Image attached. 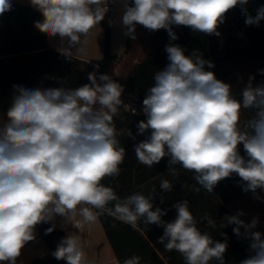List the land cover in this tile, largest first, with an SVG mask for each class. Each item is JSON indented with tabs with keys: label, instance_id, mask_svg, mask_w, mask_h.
<instances>
[{
	"label": "clouds",
	"instance_id": "clouds-1",
	"mask_svg": "<svg viewBox=\"0 0 264 264\" xmlns=\"http://www.w3.org/2000/svg\"><path fill=\"white\" fill-rule=\"evenodd\" d=\"M248 2L123 0L121 24L124 35L132 40L136 39L137 25L150 31L164 29L170 38L165 46L168 64L154 74V84L143 99L147 119L139 121L137 134L149 129L151 133L134 145L139 163L152 168L167 156L173 177L179 175V165L193 173V179L208 193L236 173L245 182L243 191L261 199L257 190L264 189V82L254 85L255 77L250 75L237 98L230 84L207 70L215 64L204 59L199 50L185 55L184 48L171 43L178 39L173 26L219 37L225 14L237 6L246 17V25L259 26L264 20V6L252 16ZM101 3L30 0L43 17L34 27L49 37H59L61 47L57 50L70 59L73 49L84 51L81 37L104 19L106 10L99 6ZM11 9V0H0V15ZM99 67L94 65L97 70ZM258 72L264 76V69ZM88 80L75 89L13 85L6 118L0 122V262L16 264L21 249L35 239V226L53 221L56 215L80 230L82 224L106 214L134 229L138 223L163 227L158 242L167 251L179 252L185 264H210L213 259L224 264L227 242L214 240L209 232L200 230L188 200L174 204L176 218L166 222L162 219L166 210L154 209L156 188L148 195L136 192L122 199L102 183L105 177L119 176L126 154L114 123V118L121 116L124 86L98 71L90 72ZM242 109L255 110L254 115L241 121ZM127 135L136 139L131 131ZM241 144L247 159L238 151ZM160 188L170 192L173 183L162 179ZM243 215L241 211L225 216L219 227L235 225L234 234L250 241V255L240 264H264V234L253 231L259 220L245 223L240 219ZM201 221L212 228L217 226L208 214ZM54 228L55 224L46 234ZM52 256L66 264H95L87 258L75 232L60 240ZM122 264H141V257L133 255Z\"/></svg>",
	"mask_w": 264,
	"mask_h": 264
},
{
	"label": "trees",
	"instance_id": "trees-1",
	"mask_svg": "<svg viewBox=\"0 0 264 264\" xmlns=\"http://www.w3.org/2000/svg\"><path fill=\"white\" fill-rule=\"evenodd\" d=\"M104 4L99 6L103 8ZM264 6V0L259 1V7ZM96 7V6H93ZM235 17L237 29H242L244 39L260 44L264 48V20L259 26H249L245 24L246 17L241 13L239 6L228 11ZM255 14H251L255 16ZM41 14L33 7H26L12 3V9L3 15H0V116L4 120L6 112L10 106L11 98L14 94L13 85L23 86L25 88H48V87H67L74 88L79 85L89 83L88 74L98 71V74H108L114 80L124 86V92L121 96L122 104L119 106L120 117L114 118L117 130V139L120 146L126 150L124 162L120 166L119 176L105 177L102 183L111 187L120 198H125L133 193L142 192L148 195L153 188L159 189L162 179H168L175 184V179L181 177L180 173L186 172L179 168V175L173 177L168 170L169 157H164L158 164L152 168L139 163L134 152V145L139 143L141 134L138 133L137 125L139 121H146L147 117L142 111L143 99L146 96L147 88L154 84V74L162 70L167 64V53L165 46L169 44L170 38L166 30L150 31L142 25L136 27V39L127 37L126 52L124 55L112 56L110 54V28H106L105 56L100 62H83L73 56L70 59L49 48L47 37L34 27V22L39 21ZM178 39L171 41L185 49V55H191L194 50H199L203 58L210 60L215 64L213 71L217 79L232 86V94L240 97L241 90L248 82L246 79H238L226 74L215 59L217 54V44L214 35H206L199 32H193L190 27L173 26ZM160 40L164 42L162 47L157 48L152 57H148L149 51ZM238 40L236 43H240ZM236 54H230L234 57ZM99 64V69L94 65ZM254 85L264 82V76L254 75ZM134 111V112H133ZM255 110H241V121L247 120L254 115ZM131 131L133 140L127 135ZM238 151L241 156L247 159L243 145H238ZM245 182L241 180L238 174L233 173L230 177L221 180L212 193L206 192L193 179V173L190 175V181L185 190L178 194L176 203L182 200L189 201L190 211L199 205L196 198L197 191L191 196L188 195L193 184H197L200 191L205 192L209 197L219 196L222 206L215 211H207V214L213 219L223 221L225 216L231 215L225 208V205L231 201L244 197L251 191L245 192L242 186ZM259 190V189H258ZM175 203V204H176ZM176 217V209L173 208ZM106 231L107 237L114 249L118 261L122 262L133 255L139 254L142 257L141 264H185L183 256L172 250L166 253L162 246L150 234L145 225L138 223L134 229L114 218L103 215L98 218ZM206 222V221H205ZM55 224L53 221L40 223L35 226L39 235L51 251V255L43 260L35 259L32 264H66L63 260H56L52 252L60 240L66 236L64 230L56 225L54 230L46 234V230ZM207 224V223H205ZM235 225H227L226 242L232 250L237 248L236 255L224 257V264H240L250 255V241L243 236V240L234 234ZM148 235L154 244L153 248L142 232ZM243 232L244 229L242 228ZM225 242V241H224ZM239 245V246H238ZM237 246V247H236ZM164 257L165 261L159 256ZM236 252V251H235ZM233 252V253H235ZM171 254L170 258L168 255ZM229 255V254H228ZM151 258V259H145ZM212 264H219L213 259Z\"/></svg>",
	"mask_w": 264,
	"mask_h": 264
},
{
	"label": "crops",
	"instance_id": "crops-1",
	"mask_svg": "<svg viewBox=\"0 0 264 264\" xmlns=\"http://www.w3.org/2000/svg\"><path fill=\"white\" fill-rule=\"evenodd\" d=\"M11 2H14V4H16V2L19 1L11 0ZM20 4H22L21 6L32 7L30 5V0H20ZM101 4H110L111 6H113V8L115 9V18L119 13L123 14V0H102ZM42 19L43 17L41 16L39 21H42ZM104 24L105 23L102 20L90 30V33L86 37H81L82 47L84 51L81 52L73 49V57L86 63L100 62L104 59V32L107 28L104 27ZM115 25L116 23H114L113 26L109 27L110 34L113 37L115 33L118 32V27L115 28ZM45 35L47 37V44L49 48L60 53L57 50L59 47H61L60 38L49 37L47 34ZM84 41H86V43H84ZM112 43L113 39L111 41V49ZM117 56L120 57L122 55L118 54ZM80 86L82 85L76 86L73 89L78 88ZM257 195H259L261 199H257L256 195L250 193L244 197L227 203L225 205V208L231 213V215H235L238 212L242 211L244 215L241 216L240 219L244 220L245 223H250L253 218H258L259 223L257 227L253 229V231H259L264 234V189L257 190ZM177 199L178 194L175 193L174 189H172V191L170 192H165L161 188L156 189L153 201L154 209L155 207H160L161 209L166 210L167 214L162 217L164 221L171 222L176 218L173 213V205L176 203ZM76 219H80V217L77 215ZM53 222L59 229L64 230L66 235H68L69 232H75L79 234L81 244L85 249L87 258L89 260H94L95 264H117L118 259L107 237L106 231L103 228L99 219H97L93 223L82 224L80 230L73 227L70 221L60 215H56ZM146 228L150 236H152V238H154L158 242L159 237L163 235V227L153 224L146 226ZM90 232L92 234V246L89 248L90 252L88 253L87 239ZM141 232L143 236L147 239V241L151 244V246L155 248L151 239L148 238V235L143 231ZM34 236L35 239L26 243L25 246L21 249V255L17 257L16 264H32L35 259L43 260L51 255V251L49 250V248L47 247L44 240L41 238L39 232L36 229H34ZM160 245L162 246V250L166 253L171 252L165 250L162 244ZM157 252L159 253V256L165 261L164 257L160 254V252L158 250ZM0 264H6V262H0Z\"/></svg>",
	"mask_w": 264,
	"mask_h": 264
},
{
	"label": "rangeland",
	"instance_id": "rangeland-1",
	"mask_svg": "<svg viewBox=\"0 0 264 264\" xmlns=\"http://www.w3.org/2000/svg\"><path fill=\"white\" fill-rule=\"evenodd\" d=\"M17 1L19 2H16V5H19L20 0ZM122 15L123 14L119 13L115 18V23H116L115 28L118 27V32L115 33L114 37L110 36V54L112 56H117L118 54L124 55L126 52L127 36L124 35V29L121 24ZM235 20H236L235 17L229 12H227L225 14L224 22L219 25L218 31L221 33V35L219 37L214 35L217 44V54L215 56V59L218 61L219 66L226 74L236 77L238 79H246L250 75L252 76L260 75L258 70L264 69V48L260 44L253 43L244 39L243 32H240L243 30L242 29L239 30L235 28L237 26ZM104 27H107L106 23L104 24ZM112 39H113V43L111 49ZM238 40H241V42L236 43ZM105 41H106V29L104 32V53H105ZM163 45L164 42L160 40L149 51L148 57H152L155 54L157 48L162 47ZM233 53H235L236 55L234 57H230V54ZM0 122H3L1 116H0ZM190 175L191 172L182 171L180 173L181 177L180 178L177 177L175 179V184L173 189L176 194H180L182 190H185L187 188V185L190 181ZM204 193L205 192L203 191H199L196 194V198H198L199 200V205L196 206L195 209L192 210L191 212L193 213L194 217L198 221H200L198 223V227L202 232H209L214 240L224 242L226 241L225 237L227 236L222 235V233L226 234V231L225 228L219 227V224L221 222L220 220L214 219L217 224L215 228L207 226V224H205L206 223L205 221H201V217L207 214L208 210L215 211L222 206L221 198H219V196L209 197ZM240 239L243 240V238L241 237ZM91 240H92V234L90 232L87 239L88 253L90 252L89 248L92 246ZM233 252L227 245L226 251L224 253V257H228V256L232 257L233 255H236L238 253L237 248L236 249L234 248ZM137 256H139V254H137ZM168 256L170 258L172 257L171 254H169ZM145 259L149 260L151 258H145ZM212 261H210V264H212Z\"/></svg>",
	"mask_w": 264,
	"mask_h": 264
},
{
	"label": "built area",
	"instance_id": "built-area-1",
	"mask_svg": "<svg viewBox=\"0 0 264 264\" xmlns=\"http://www.w3.org/2000/svg\"><path fill=\"white\" fill-rule=\"evenodd\" d=\"M259 1L260 0H249L246 7L250 14L253 15L257 13V9L259 8ZM103 8L106 10V14L104 15L103 21L104 23L107 24V27H111L115 23V9L110 4H104ZM240 32H243V31H240Z\"/></svg>",
	"mask_w": 264,
	"mask_h": 264
},
{
	"label": "water",
	"instance_id": "water-1",
	"mask_svg": "<svg viewBox=\"0 0 264 264\" xmlns=\"http://www.w3.org/2000/svg\"><path fill=\"white\" fill-rule=\"evenodd\" d=\"M150 133H151V129L147 130L144 134H141L139 142L145 140L150 135ZM195 188H199V186L197 184H193L189 190V193H188L189 196H191L192 194L196 192Z\"/></svg>",
	"mask_w": 264,
	"mask_h": 264
}]
</instances>
